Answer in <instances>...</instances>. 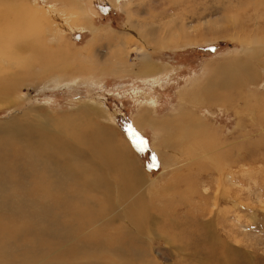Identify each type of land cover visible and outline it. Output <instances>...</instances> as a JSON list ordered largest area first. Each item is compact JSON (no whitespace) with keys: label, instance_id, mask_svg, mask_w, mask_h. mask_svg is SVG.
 Wrapping results in <instances>:
<instances>
[{"label":"rangeland","instance_id":"374dc122","mask_svg":"<svg viewBox=\"0 0 264 264\" xmlns=\"http://www.w3.org/2000/svg\"><path fill=\"white\" fill-rule=\"evenodd\" d=\"M0 11L8 13L0 29V135L19 138L0 144V178L10 183L21 164L29 172L17 173L0 197V264H264V0H14ZM152 28L172 38L144 33ZM12 43L25 47L23 57ZM86 109L85 125H71ZM143 114L168 129L137 127ZM189 120L196 125L182 130ZM86 124L110 131L140 175L121 181L84 136ZM31 130L73 151L50 166L61 171L60 195L31 164L41 141L27 142ZM67 203L94 213L83 217L78 240L55 232L66 221L76 226ZM33 238L46 243L32 246ZM6 243L9 253L31 254L6 262Z\"/></svg>","mask_w":264,"mask_h":264},{"label":"bare ground","instance_id":"6f19581e","mask_svg":"<svg viewBox=\"0 0 264 264\" xmlns=\"http://www.w3.org/2000/svg\"><path fill=\"white\" fill-rule=\"evenodd\" d=\"M12 1H14V0H0V8L2 7L3 8V11H8V8H10L11 7V5H12ZM258 11V10H257ZM86 16H87V14H85ZM88 17V16H87ZM8 22V13H5L4 12V17H3V12H1L0 11V29L6 24ZM132 27L136 30V27L134 26V25H132ZM144 33H146V35H148L149 37H152V38H157V39H159L160 41H168V40H170L171 38H172V35H169V34H165V32L164 33H162V31H161V28H152V29H150V30H147V31H145ZM235 34H237V33H235ZM174 38V37H173ZM10 41V40H9ZM8 41V43L9 44H11V42H9ZM6 42H5V35L3 36V34H2V32H1V30H0V46L1 45H3V44H5ZM253 43L254 44H256V40H254L253 41ZM12 44H14L12 47H13V49H14V51L12 52V54L13 55H21L22 57L24 56L23 54H25L26 53V50H25V47H23V46H19V45H16V43H12ZM6 46H8V45H6ZM17 49H18V51H17ZM29 53V52H28ZM27 55V54H26ZM9 56V55H8ZM110 57V56H109ZM108 57V58H109ZM27 58V57H26ZM18 59V58H17ZM25 59V58H24ZM103 59V58H102ZM19 60V59H18ZM20 61H22L21 59H20ZM26 61V60H25ZM27 63V62H26ZM21 68V67H20ZM24 70V69H23ZM22 73V72H21ZM18 74L19 73H17V75L16 76H18ZM11 76V75H10ZM15 76V77H16ZM13 78V77H12ZM16 78H18V77H16ZM14 80V79H13ZM16 80V79H15ZM226 80V79H225ZM13 88V87H12ZM11 89V87H8V90H10ZM207 96V95H206ZM206 96L205 95H196V96H194L193 98L195 99V100H197V99H205L206 98ZM185 97V96H184ZM186 98V97H185ZM208 98V97H207ZM184 99V98H183ZM186 100V99H185ZM184 110V109H183ZM181 112V111H180ZM87 114V115H86ZM92 114V113H91ZM91 114L89 113V110L88 109H86L85 111H84V113L83 114H80V117H78V118H76V119H70V123H71V125H74V124H78V125H81L82 123H84L83 125H85V120H87V119H89L90 118V116H91ZM96 119V118H95ZM184 119V118H183ZM182 119V120H183ZM73 120V121H72ZM185 120V119H184ZM88 121V120H87ZM87 121H86V123H87ZM186 121V120H185ZM193 121V120H192ZM192 121L191 120H189L188 122H186L185 124L183 123V122H181V127H182V130L184 129V127L189 131L190 129H192L193 128V123H192ZM54 122V121H53ZM56 122V121H55ZM137 123H136V125H137V127H139L140 128V126L141 125H143V124H148V125H152V126H156V127H158L159 129H163V130H166V129H168L167 127H168V124H166V123H164V122H158L157 120H151L150 119V117H149V115H146V114H143L139 119H138V121H136ZM69 123V124H70ZM68 124V123H67ZM195 124V123H194ZM54 125V124H53ZM86 125H88V124H86ZM185 125V126H184ZM196 125V124H195ZM63 126V125H62ZM65 126V125H64ZM93 126V125H92ZM92 126H90V125H88V127H87V132L85 131V129H83L86 133H83V134H85L84 136L85 137H89L90 136V140L92 139L93 140V142H97L98 143V145L100 146V153H98L99 152V150H97L98 152H97V155L98 156H101L102 157V161H103V163L107 166V167H109V168H112V167H114V166H116L117 168H116V170H112L111 169V171L112 172H114V173H116L118 176H119V178L121 179V181L124 179V181H128L129 180V178L127 177V179H125V174L126 173H128V172H130V173H133L134 174V177L135 176H139L140 175V173L139 172H137V171H135L134 170V164H132L131 163V161H128L127 159H125L124 158V153H123V150H121V148L120 147H118V145H117V143L116 142H114V140H113V137H112V133L110 132V131H103V130H101V129H92ZM42 127V126H41ZM61 127V126H60ZM66 127V126H65ZM81 127H82V125H81ZM95 127V126H94ZM61 128H63V127H61ZM60 128V129H61ZM43 129V128H42ZM41 129V130H42ZM172 129V128H171ZM89 130H90V132H89ZM4 131V130H3ZM38 131V130H37ZM36 131V132H37ZM172 130H170V132H171ZM1 132V131H0ZM36 132H34L33 130H31V136L28 138V140H27V142H34V141H40L38 144H36L35 145V149H34V151L36 150V152H37V156H36V154H34L35 156H36V158L34 157L33 158V163H31L33 166H34V168L36 169V171L38 172V171H40V173H43L45 176H46V178H49L47 181H45L46 183H49L47 186H51L52 188H53V191H59V195H60V190H61V192L62 193H64V188H65V186H63L64 184H59L56 180H55V178L58 176V174L61 172H59V170H56V168L54 169H51L50 168V166L52 165V163H53V161H54V159H56V158H61L62 160H67V161H70L71 159H72V153H73V151H72V149L70 148V147H68L67 145L65 146V147H60V146H58V145H56L55 144V141H58V138H51V137H48V136H42V134H44V133H36ZM43 132H45V131H43ZM169 132V131H168ZM197 132V131H196ZM64 133V132H63ZM189 133L190 132H188V136H186L185 138H189ZM79 134V133H78ZM192 134V133H191ZM194 134V133H193ZM192 134V135H193ZM209 134V133H208ZM211 134V133H210ZM89 135V136H88ZM201 135V134H200ZM200 135H198V136H200ZM203 135V134H202ZM215 135V134H214ZM203 136H205V135H203ZM208 136V135H207ZM17 138H18V136L16 135V134H8V135H0V144H2V143H6L7 141L11 144V141L13 142H17L18 140H17ZM81 138H82V136H81ZM115 138V137H114ZM191 138V137H190ZM204 138H206V137H204ZM19 139V138H18ZM84 139V138H83ZM82 139V140H83ZM88 139V138H87ZM86 139V140H87ZM196 139V138H195ZM194 139V140H195ZM82 140H80V142L82 143ZM85 140V141H86ZM91 140V141H92ZM192 140V139H191ZM194 140H192V142L194 141ZM89 141V140H88ZM59 142H61V140H59ZM186 141H184V143H185ZM64 143H65V141H64ZM67 143V142H66ZM96 143V144H97ZM35 144V143H34ZM78 144V143H77ZM88 143L86 142V145H87ZM94 144V143H93ZM96 144H95V146H96ZM109 144V146H107V145ZM167 144H170V143H167ZM178 144H179V142H178ZM65 145V144H64ZM80 145V144H79ZM84 145V144H83ZM91 145V144H90ZM164 145V144H163ZM172 145V144H171ZM192 145V144H191ZM190 145V146H191ZM34 146V145H33ZM176 146V145H175ZM178 146V145H177ZM193 146V145H192ZM87 147H88V145H87ZM90 147V146H89ZM98 147V146H97ZM173 147H174V145H173ZM239 147V146H238ZM86 148V147H85ZM91 148H93V145H92V147ZM190 148H192V147H190ZM196 148V147H195ZM218 148V147H217ZM240 148H241V146H240ZM77 149H79V146H78V148ZM90 149V148H89ZM169 149V148H168ZM88 150V149H87ZM92 150V149H91ZM189 150H193V148L192 149H189ZM206 150V149H205ZM75 151V150H74ZM76 152H77V150H76ZM82 152V151H81ZM202 152V151H201ZM208 152V151H207ZM79 153V152H78ZM212 153V152H211ZM221 153V152H220ZM77 154V153H76ZM93 154V153H92ZM100 154V155H99ZM205 154V153H204ZM96 155V156H97ZM105 155V156H104ZM107 155H108V157H107ZM193 155H195V154H193ZM196 155H198V153L196 154ZM208 155V154H207ZM209 155H210V153H209ZM226 155V154H225ZM204 156V155H203ZM229 156V155H228ZM31 157H32V155H31ZM83 157V156H82ZM127 157V156H126ZM77 158H79V157H77ZM222 158H223V156H222ZM226 158H227V156H226ZM60 159V160H61ZM212 159V158H211ZM32 160V159H31ZM74 160V159H73ZM57 161V160H56ZM66 161V162H67ZM76 161H78V160H76ZM91 161V160H90ZM58 162V161H57ZM64 162V161H63ZM96 162H98L99 163V161H96ZM95 162V163H96ZM67 163H69V162H67ZM76 163V162H75ZM80 162H78V163H76L75 165H74V168L75 169H77V167H78V164H79ZM0 164H1V157H0ZM64 164H65V162H64ZM70 164V163H69ZM82 164V163H81ZM58 165V164H57ZM62 165V164H61ZM71 165V164H70ZM100 165V164H99ZM33 166H32V168H33ZM63 166V165H62ZM69 166V165H68ZM67 166V167H68ZM94 166V165H93ZM92 166V167H93ZM96 166H98V165H96L95 164V167ZM103 166V165H102ZM105 166V167H106ZM31 167V166H30ZM59 167V166H58ZM84 166H80V168L82 169ZM107 167H106V169H107ZM26 167L23 165V164H21V165H19V166H17L16 167V169L14 170V172H13V174H12V178L14 179L13 181H11L10 183L8 182V180L7 181H4V180H2L1 178H0V197H2V195L6 192V190H3L4 189V187L6 186V185H13L15 182H17L18 181V179L17 178H15L16 177V174L17 173H19L20 171L21 172H23V171H25L26 169H25ZM33 168V171L35 170ZM94 168V167H93ZM100 167H98V169H99ZM136 168V167H135ZM192 168V167H191ZM63 169V168H62ZM65 169H66V167H65ZM68 169V168H67ZM95 169V168H94ZM101 169V168H100ZM114 169V168H113ZM28 170V169H27ZM26 170V171H27ZM64 170V169H63ZM72 170V169H71ZM90 170V169H89ZM93 170V169H92ZM109 170V169H108ZM53 171V172H52ZM96 171H97V168H96ZM96 171H94V172H96ZM101 171H103V170H101ZM104 171H106V170H104ZM110 171V170H109ZM28 172V171H27ZM64 172V171H63ZM66 172V171H65ZM68 172V171H67ZM73 172V174H75L74 173V171H72ZM88 172V171H87ZM93 172V173H94ZM0 173H1V169H0ZM29 173V172H28ZM33 173V172H32ZM40 173H38V174H40ZM69 173V172H68ZM78 173V172H77ZM103 173H105V172H103ZM103 173H101V175L103 174ZM38 174H34L35 176H37ZM86 174V173H85ZM3 175V174H2ZM27 175H29V174H27ZM42 174H40V176H41ZM92 175V174H91ZM97 175V174H96ZM104 176H105V174H103ZM111 175V174H110ZM114 175V174H113ZM3 176H5V175H3ZM32 176V175H31ZM60 176V175H59ZM62 176V175H61ZM75 176H77V175H75ZM84 177H85V175H83ZM83 176H81V177H83ZM89 176V175H88ZM95 176V175H94ZM103 176V179H104V181H105V177ZM118 176H116V177H118ZM6 177V176H5ZM28 177H30V176H28ZM42 177V176H41ZM62 177H64V176H62ZM107 177V176H106ZM39 178V177H38ZM69 178V177H68ZM77 178V177H76ZM91 178V177H90ZM90 178H89V181H90ZM115 178V177H114ZM113 178V179H114ZM26 179H28V178H26ZM25 179V180H26ZM34 179V178H33ZM64 179H65V177H64ZM75 179V178H74ZM84 179V178H83ZM31 180H32V178H31ZM69 180V179H68ZM73 180V179H72ZM71 180V181H72ZM87 180H88V178H87ZM100 180V179H99ZM116 180V179H115ZM33 181V180H32ZM36 181V180H35ZM35 181H33V183H35ZM42 181H43V179H42ZM67 181V180H66ZM70 181V182H71ZM23 182H25V181H23ZM63 182V181H62ZM80 182V181H79ZM93 182H96V181H93ZM98 182V181H97ZM101 182V181H100ZM99 182V183H100ZM22 183V182H21ZM26 183H27V181H26ZM28 183H30V182H28ZM28 183H27V185H28ZM36 183H37V181H36ZM35 183V184H36ZM42 183V182H41ZM40 183V184H41ZM69 183V182H68ZM72 183V182H71ZM75 183V182H74ZM84 183V182H83ZM99 183H96V185L98 184L99 185ZM106 183V182H105ZM132 183V182H131ZM25 184V183H24ZM24 184H22V185H24ZM42 184H45V183H42ZM87 184V183H86ZM135 183L133 182L131 185L133 186ZM31 185V184H30ZM34 185V184H33ZM37 185H39V183L37 184ZM36 185V186H37ZM92 185V184H91ZM90 185V186H91ZM32 186V185H31ZM42 186V185H41ZM85 186H87V185H84V187L83 188H86ZM100 186V185H99ZM23 187V186H22ZM38 187V186H37ZM43 187H45V186H43ZM68 187V185H66V188ZM73 187V186H72ZM76 187H78V186H76ZM75 187V188H76ZM98 187V186H97ZM101 187V186H100ZM24 188V187H23ZM22 188V189H23ZM27 188H28V186H27ZM39 188H40V186H39ZM47 188V187H46ZM13 189L14 188H12V191H13ZM17 189H20V188H17ZM94 189V188H93ZM41 190V189H40ZM44 190V189H43ZM42 190V191H43ZM48 190V189H47ZM50 191L52 190V189H49ZM48 190V191H49ZM71 189L69 188V191H70ZM91 190V189H90ZM95 190V189H94ZM128 190V189H127ZM10 191V190H9ZM21 191V190H20ZM19 191V192H20ZM28 191V190H27ZM36 191V190H35ZM44 191H46V190H44ZM48 191H46V192H48ZM68 191V192H69ZM16 192V191H15ZM85 192V191H84ZM8 193V196H9V192H7ZM26 193V192H25ZM44 193V192H43ZM51 193H54L55 194V196H54V198H55V200L58 202L59 201V198L60 197H57V196H59V195H57L55 192H51ZM67 193V192H66ZM93 193V192H92ZM123 193V192H122ZM11 194V193H10ZM29 194V193H28ZM28 194H27V197H28ZM34 194H35V192H34ZM42 194V193H41ZM46 194V193H45ZM90 194V193H89ZM21 195V194H20ZM36 195V194H35ZM51 195V194H50ZM49 195V196H50ZM64 195V194H63ZM67 195H68V193H67ZM109 196H112L110 193L108 194ZM128 195V194H127ZM4 196V195H3ZM13 196V195H12ZM22 196V195H21ZM38 196H39V193H38ZM52 196V195H51ZM66 196V195H65ZM124 196V195H123ZM15 197L16 196H14V200H16L17 201V199H15ZM30 197V196H29ZM35 197V196H34ZM41 197H42V195H41ZM128 197H129V195H128ZM5 197H2V199H4ZM32 198V197H31ZM39 198V197H38ZM48 198V197H47ZM46 198V199H47ZM50 198V197H49ZM62 198H64V197H62ZM72 198H74V197H72ZM145 197H143V199H144ZM2 199H0V205H1V201H3ZM8 199H11V198H8ZM20 199V198H19ZM27 198H25V200H26ZM33 199V198H32ZM36 199V198H35ZM34 199V200H35ZM41 198H39V200H40ZM5 200V199H4ZM30 200V199H29ZM43 200V199H42ZM48 200V199H47ZM63 200V199H62ZM132 200V199H131ZM16 201H12V202H15V204H16ZM19 201V200H18ZM31 201V200H30ZM33 201V200H32ZM32 201H31V203H32ZM50 201V200H49ZM64 201V200H63ZM23 202V201H22ZM41 202V201H40ZM11 203V202H10ZM10 203H8V205L10 204ZM30 203V202H29ZM30 203V204H31ZM48 203V202H47ZM60 203V202H59ZM145 203V202H144ZM143 203V204H144ZM13 204V203H12ZM22 204V203H21ZM28 204V203H27ZM33 204H35L36 205V203L34 202ZM45 204V203H44ZM58 204V203H57ZM62 204H64V203H62ZM70 207H71V209L73 210V211H71V212H69L68 214H69V216L70 217H72V218H74L75 219V222H76V226H74L75 228H73V226H72V222L70 223V224H66V223H69V222H64L65 223V225H61L60 226V228L62 229L61 231H55L56 233H60V234H64V236L66 235V236H70L69 238L71 239V237H73L72 239H74V238H77V240L78 239H80L81 238V236H80V231H81V229H82V227L83 226H85V225H87V223H85V221H84V219H83V217H88V218H91L93 215H94V213H93V211H89V210H86V209H84V210H75V208H74V206H71L72 204L71 203H67ZM135 204V203H134ZM43 205V204H42ZM46 205V204H45ZM61 205V204H60ZM59 205V206H60ZM2 206V208H3V205H1ZM6 206H7V203H6ZM13 206V205H12ZM11 206V208H15V207H12ZM15 206V205H14ZM32 206V205H31ZM30 206V207H31ZM41 206V205H40ZM51 206V205H50ZM49 206V207H50ZM53 206V205H52ZM51 206V207H52ZM144 206V205H143ZM151 206V205H150ZM5 207V206H4ZM8 207V206H7ZM17 207H18V204H17ZM35 207V206H34ZM42 207H44L45 208V206L43 205ZM48 207V206H47ZM64 207H65V204H64ZM135 207V206H134ZM1 208V209H2ZM19 208V207H18ZM23 208H25V207H23ZM22 208V209H23ZM36 208L38 209V207L36 206ZM40 208V207H39ZM54 208V207H53ZM53 208H51V209H53ZM56 208V207H55ZM54 208V209H55ZM58 208V207H57ZM56 208V209H57ZM66 208H67V205H66ZM8 209V208H7ZM15 209H17V208H15ZM14 209V210H15ZM22 209H19V210H22ZM48 209H50V208H48ZM47 209V210H48ZM63 209V208H62ZM127 209V208H126ZM135 209V208H134ZM10 210V209H9ZM8 210V211H9ZM13 210V209H12ZM46 210V209H45ZM70 210V209H69ZM113 210V209H112ZM111 210V211H112ZM5 211H7V210H5ZM7 211V212H8ZM37 211V210H36ZM44 211V210H43ZM50 211V210H49ZM68 211V210H67ZM136 211V210H135ZM138 212H139V210H137ZM3 212V211H2ZM19 212V211H18ZM42 212V211H41ZM46 212V211H45ZM44 212V213H45ZM52 212H53V210H52ZM63 212V211H62ZM109 212V211H108ZM126 212V211H125ZM11 213H12V211H11ZM16 213H17V211H16ZM29 213H30V211H29ZM47 213V212H46ZM55 213H57V212H55ZM20 214V213H19ZM23 214V213H22ZM31 214V213H30ZM34 214V213H33ZM59 214V213H58ZM83 214V216H81ZM107 214V213H106ZM7 215V214H6ZM14 215V214H13ZM16 215V214H15ZM42 215H43V213H42ZM62 215V214H61ZM85 215V216H84ZM108 215H109V213H108ZM0 216H1V214H0ZM12 216V215H11ZM32 216V215H31ZM47 216V215H46ZM53 216V215H52ZM56 216V215H55ZM64 216H66V215H64ZM103 216H105V215H103ZM113 216V215H112ZM149 216V215H148ZM12 217H14V216H12ZM22 217V216H21ZM36 217H37V215H36ZM40 217V216H39ZM63 217V216H62ZM101 217V216H100ZM115 217V216H114ZM114 217H112V218H114ZM4 218V217H3ZM6 218H9L8 216H6ZM18 218V217H17ZM17 218H15L16 219V222L17 223H19L20 222V220L19 219H17ZM23 218V217H22ZM32 218V217H31ZM102 218V217H101ZM141 218V217H140ZM37 219V218H36ZM54 219V218H53ZM135 219V218H134ZM5 220H7V219H4V221ZM31 220V219H30ZM35 220V219H34ZM33 220V221H34ZM38 220V219H37ZM63 220H64V217H63ZM90 221L92 220V219H89ZM102 220V219H101ZM115 220V219H114ZM144 221H145V219H143ZM143 220H141V221H143ZM148 220V219H147ZM19 221V222H18ZM22 221V220H21ZM40 221V220H39ZM113 221V220H112ZM23 222V221H22ZM26 222H27V219H26ZM29 222V221H28ZM31 222V221H30ZM35 222V221H34ZM55 222V221H54ZM139 222V221H138ZM147 222V221H146ZM1 223H3V222H1ZM6 223V222H5ZM5 223H3V224H5ZM9 223V222H8ZM36 224V223H35ZM48 224H50V223H48ZM52 224H54L53 222H52ZM110 224V223H109ZM2 225V224H1ZM0 225V226H1ZM9 225H10V223H9ZM30 225V224H29ZM37 225V224H36ZM111 225V224H110ZM114 225V224H113ZM149 225V224H148ZM33 226V225H32ZM54 226V225H53ZM58 226V225H57ZM25 226H23V228H24ZM39 227H40V225H39ZM41 227H42V225H41ZM116 227V226H115ZM2 228V227H1ZM21 228H22V225H21ZM43 228V227H42ZM53 228V227H52ZM56 228V227H55ZM91 228V227H90ZM119 228V227H118ZM142 228H143V226H142ZM25 229V231L24 232H30V230H26V228H24ZM30 229V228H29ZM50 229H51V226H50ZM49 229V230H50ZM58 229V228H57ZM123 229V228H122ZM140 229V228H139ZM2 230H3V228H2ZM37 230V229H36ZM60 230V229H59ZM89 230V229H88ZM138 230V229H137ZM1 231V230H0ZM83 231V230H82ZM81 231V232H82ZM121 231V230H120ZM2 232V231H1ZM5 232H8V231H5ZM14 232L15 233H17L18 232V229H15L14 230ZM23 232V233H24ZM32 232H33V230H32ZM98 232H100L99 230H98ZM97 232V233H98ZM131 232V231H130ZM139 232V231H138ZM4 233V232H3ZM35 233H36V231H35ZM54 233V232H53ZM101 233H102V231H101ZM25 234V233H24ZM29 234V233H28ZM28 234H26V235H28ZM51 234V233H50ZM126 234V233H125ZM139 234V233H138ZM9 235V234H8ZM43 235H44V233H43ZM49 235V234H48ZM52 235V234H51ZM98 235V234H97ZM5 236H6V234H5ZM94 236H95V233H94ZM138 236V235H137ZM140 236V235H139ZM8 237V236H7ZM46 237V236H45ZM54 237H55V235H54ZM59 237H60V235H59ZM63 237V236H62ZM8 238H10V236L8 237ZM15 238V237H14ZM49 238H50V235H49ZM51 238H52V236H51ZM57 238V237H56ZM131 238V237H130ZM38 238H33L32 239V241L30 242L31 243V245L33 246L35 243H38V245H39V242H41V243H46L45 242V239H38ZM60 239V238H59ZM7 241H8V239H6ZM53 240H55V239H53ZM57 240V239H56ZM61 240V239H60ZM59 240V241H60ZM11 241H13V240H11ZM24 241V240H23ZM50 241V240H49ZM70 241H72V240H69V242ZM116 242V241H115ZM28 243V242H27ZM68 243V242H67ZM76 243V242H75ZM86 242L84 241H82V240H80V242L79 243H76L75 245H73V249L76 251V252H78V251H80V249H78L77 248V246L78 245H84ZM88 243V242H87ZM102 243V242H101ZM54 244V243H53ZM93 244H96V243H93ZM116 244H118V243H116ZM7 245H9V243H6V249L4 248V249H2V250H4L3 251V259L6 261V262H13V255H18V256H23V255H29V254H31V253H27V252H24V251H21L20 249H18L17 251H16V254H13V253H9V251L7 250ZM14 245V244H13ZM23 245V244H22ZM41 245V244H40ZM64 245V244H63ZM66 245V244H65ZM11 246H12V244H11ZM31 246V247H32ZM49 246V245H48ZM85 246V245H84ZM2 247V246H1ZM13 247V246H12ZM25 247V246H24ZM35 247V246H34ZM33 247V248H34ZM39 247V246H38ZM41 247V246H40ZM91 247H92V245H91ZM114 247V246H113ZM3 248V247H2ZM26 248H29L30 249V246L29 247H26ZM62 248V247H61ZM116 248V247H115ZM28 249V250H29ZM36 249V248H35ZM34 249V250H35ZM40 249V248H39ZM72 249V250H73ZM87 249V248H86ZM11 250H12V248H11ZM23 250V249H22ZM26 250V249H25ZM31 250H33L32 248H31ZM42 250V249H41ZM41 250H39V252L41 251ZM52 250V249H51ZM110 250H112V249H110ZM115 250V249H114ZM1 251V250H0ZM36 251V250H35ZM82 251V250H81ZM2 252V251H1ZM45 252V251H44ZM45 253H48V252H45ZM71 253V252H70ZM112 253V252H111ZM34 254V253H33ZM42 254V253H41ZM80 254V253H79ZM113 254V253H112ZM42 255H44V254H42ZM10 256H13V257H10ZM41 257V256H40ZM79 259V258H78ZM73 260V259H72ZM81 260V259H80ZM74 261H77V259L76 260H74ZM24 262V261H23ZM34 262V261H33ZM70 262H72V261H70ZM113 262V261H112ZM26 263H27V261H26ZM44 263V262H43ZM10 264H13V263H10ZM18 264H19V262H18ZM24 264V263H23ZM37 264H39V262L37 263ZM75 264V263H74Z\"/></svg>","mask_w":264,"mask_h":264},{"label":"trees","instance_id":"16d2710c","mask_svg":"<svg viewBox=\"0 0 264 264\" xmlns=\"http://www.w3.org/2000/svg\"><path fill=\"white\" fill-rule=\"evenodd\" d=\"M117 28H120V27H118V26H116Z\"/></svg>","mask_w":264,"mask_h":264}]
</instances>
